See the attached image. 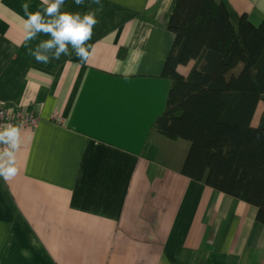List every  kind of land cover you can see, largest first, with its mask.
Returning a JSON list of instances; mask_svg holds the SVG:
<instances>
[{
  "label": "crops",
  "instance_id": "0c3cea01",
  "mask_svg": "<svg viewBox=\"0 0 264 264\" xmlns=\"http://www.w3.org/2000/svg\"><path fill=\"white\" fill-rule=\"evenodd\" d=\"M176 1L65 0L62 12L96 11L91 56L69 46L43 64L27 47L50 37L25 46L21 8L41 0H0V101L38 117L19 128L17 174L0 177V264H264L257 207L184 175L189 142L150 135L171 88ZM222 1L234 21L264 19V0Z\"/></svg>",
  "mask_w": 264,
  "mask_h": 264
},
{
  "label": "trees",
  "instance_id": "16d2710c",
  "mask_svg": "<svg viewBox=\"0 0 264 264\" xmlns=\"http://www.w3.org/2000/svg\"><path fill=\"white\" fill-rule=\"evenodd\" d=\"M167 27L171 88L150 135L189 142L182 173L256 206L264 224V109L252 123L264 104V19L234 21L222 0H177ZM191 61L187 75L178 70Z\"/></svg>",
  "mask_w": 264,
  "mask_h": 264
},
{
  "label": "clouds",
  "instance_id": "9594fccd",
  "mask_svg": "<svg viewBox=\"0 0 264 264\" xmlns=\"http://www.w3.org/2000/svg\"><path fill=\"white\" fill-rule=\"evenodd\" d=\"M77 6L84 4V0H74ZM103 9L101 0H92ZM65 0H41L43 11L30 12L29 3L25 2L21 8L27 17L25 21V46L29 41L35 40L38 35L50 37L41 41L34 49L27 47L28 54L38 63L48 64L52 60H59L63 56H71L75 52L82 64H87L92 47L88 42L93 36V29L99 23L96 11L81 13L62 12ZM71 46L72 51L69 50ZM19 128L8 125L0 130V177L5 182L11 180L18 172L16 166V152L19 148Z\"/></svg>",
  "mask_w": 264,
  "mask_h": 264
},
{
  "label": "built area",
  "instance_id": "2783aa9c",
  "mask_svg": "<svg viewBox=\"0 0 264 264\" xmlns=\"http://www.w3.org/2000/svg\"><path fill=\"white\" fill-rule=\"evenodd\" d=\"M52 118L57 120H61L56 115H52ZM18 124V128H35L38 124V117H36L33 113L30 114H20L11 113L4 101H0V130H3L5 126L12 125L16 126ZM3 145H0V148H3Z\"/></svg>",
  "mask_w": 264,
  "mask_h": 264
},
{
  "label": "rangeland",
  "instance_id": "374dc122",
  "mask_svg": "<svg viewBox=\"0 0 264 264\" xmlns=\"http://www.w3.org/2000/svg\"><path fill=\"white\" fill-rule=\"evenodd\" d=\"M264 46V38L261 40V45H260V49ZM263 109H264V104L262 102H260L257 106V109H256V112H255V115L253 117V125H256L258 123V120H259V117L260 115L262 114L263 112Z\"/></svg>",
  "mask_w": 264,
  "mask_h": 264
}]
</instances>
